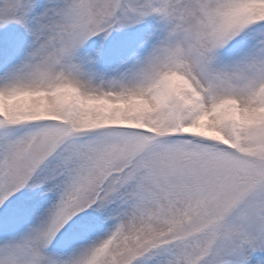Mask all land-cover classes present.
Wrapping results in <instances>:
<instances>
[{
    "label": "snow or ice",
    "instance_id": "1",
    "mask_svg": "<svg viewBox=\"0 0 264 264\" xmlns=\"http://www.w3.org/2000/svg\"><path fill=\"white\" fill-rule=\"evenodd\" d=\"M0 264H264V0H0Z\"/></svg>",
    "mask_w": 264,
    "mask_h": 264
}]
</instances>
